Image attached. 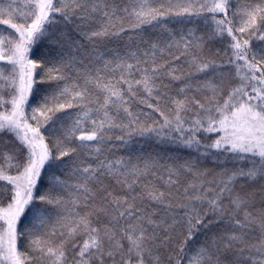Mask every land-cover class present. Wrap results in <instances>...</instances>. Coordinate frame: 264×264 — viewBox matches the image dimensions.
I'll return each instance as SVG.
<instances>
[{
	"label": "snow or ice",
	"instance_id": "obj_1",
	"mask_svg": "<svg viewBox=\"0 0 264 264\" xmlns=\"http://www.w3.org/2000/svg\"><path fill=\"white\" fill-rule=\"evenodd\" d=\"M0 26V264H264V0H0Z\"/></svg>",
	"mask_w": 264,
	"mask_h": 264
},
{
	"label": "trees",
	"instance_id": "obj_2",
	"mask_svg": "<svg viewBox=\"0 0 264 264\" xmlns=\"http://www.w3.org/2000/svg\"><path fill=\"white\" fill-rule=\"evenodd\" d=\"M0 27H6V26H0ZM5 34H7V33H5ZM46 135H47V133H46ZM48 139H49V141H51L54 138L49 136ZM142 148L147 150V151H159L160 150L158 147H156L154 140H147V139L141 138V137H135L134 142L129 146L128 150L135 149V150L139 151ZM123 152H124V150H122L118 154H123ZM25 244H26V241H25ZM19 250L22 251L23 248H21Z\"/></svg>",
	"mask_w": 264,
	"mask_h": 264
}]
</instances>
